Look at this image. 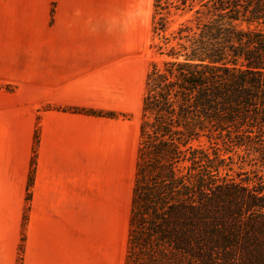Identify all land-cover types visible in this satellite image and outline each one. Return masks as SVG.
<instances>
[{"label": "crops", "instance_id": "1", "mask_svg": "<svg viewBox=\"0 0 264 264\" xmlns=\"http://www.w3.org/2000/svg\"><path fill=\"white\" fill-rule=\"evenodd\" d=\"M138 10L0 0V264L126 263Z\"/></svg>", "mask_w": 264, "mask_h": 264}, {"label": "trees", "instance_id": "2", "mask_svg": "<svg viewBox=\"0 0 264 264\" xmlns=\"http://www.w3.org/2000/svg\"><path fill=\"white\" fill-rule=\"evenodd\" d=\"M153 6L196 18L157 23L125 264H264V178L233 169L241 152L264 164V32L232 24L264 25V0Z\"/></svg>", "mask_w": 264, "mask_h": 264}, {"label": "rangeland", "instance_id": "3", "mask_svg": "<svg viewBox=\"0 0 264 264\" xmlns=\"http://www.w3.org/2000/svg\"><path fill=\"white\" fill-rule=\"evenodd\" d=\"M117 1V0H114ZM121 2H136L138 4V21H137V50L139 51V61H144V81L146 74L152 62H159L161 56L159 54L160 47L162 46V32L157 31V23L163 20L166 24L167 32L175 30L181 23L193 20L196 18L194 13L178 11V10H156L153 6V0H120ZM233 25L250 30H257L264 32V25L257 23H232ZM161 33V34H159ZM143 36V39L141 38ZM143 42V47L141 46ZM139 74L141 68L138 69ZM140 117L142 116V106H140ZM137 150H130L129 162V225L131 213V201L133 194V185L135 178ZM233 169L235 173L250 172L252 176L258 174L264 178V164L255 161L252 156H247L240 153V157L235 156ZM244 176V175H243ZM130 227V226H129Z\"/></svg>", "mask_w": 264, "mask_h": 264}]
</instances>
